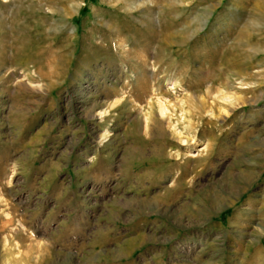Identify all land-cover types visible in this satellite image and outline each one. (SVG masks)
<instances>
[{
  "label": "rangeland",
  "instance_id": "obj_1",
  "mask_svg": "<svg viewBox=\"0 0 264 264\" xmlns=\"http://www.w3.org/2000/svg\"><path fill=\"white\" fill-rule=\"evenodd\" d=\"M0 264H264V0H0Z\"/></svg>",
  "mask_w": 264,
  "mask_h": 264
},
{
  "label": "bare ground",
  "instance_id": "obj_2",
  "mask_svg": "<svg viewBox=\"0 0 264 264\" xmlns=\"http://www.w3.org/2000/svg\"><path fill=\"white\" fill-rule=\"evenodd\" d=\"M210 13H211V11H209V10H207L206 11V14H207V17L204 19V21H203V25H205L206 23H207V21H208V18H209V15H210ZM207 25V24H206ZM244 87V86H243ZM247 88V87H246ZM201 100V99H200ZM165 107L163 106H161L160 107V112H161V114H164L165 113Z\"/></svg>",
  "mask_w": 264,
  "mask_h": 264
}]
</instances>
